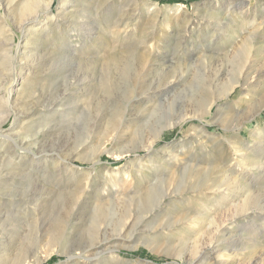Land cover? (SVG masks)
I'll list each match as a JSON object with an SVG mask.
<instances>
[{
    "label": "rangeland",
    "instance_id": "1",
    "mask_svg": "<svg viewBox=\"0 0 264 264\" xmlns=\"http://www.w3.org/2000/svg\"><path fill=\"white\" fill-rule=\"evenodd\" d=\"M10 1L0 90L18 100L0 109V126L15 114L0 188L39 199L2 196L0 264H264V75L202 106L244 60L249 78L264 68V0Z\"/></svg>",
    "mask_w": 264,
    "mask_h": 264
},
{
    "label": "bare ground",
    "instance_id": "2",
    "mask_svg": "<svg viewBox=\"0 0 264 264\" xmlns=\"http://www.w3.org/2000/svg\"><path fill=\"white\" fill-rule=\"evenodd\" d=\"M10 1V0H9ZM38 1V0H37ZM10 2H12V1H10ZM49 2V1H48ZM48 2H45L44 4H43V11L40 13V15H44V16H46L47 14H48V12L50 11V8H49V3ZM5 5V4H4ZM41 6V5H40ZM5 7H8L7 5L5 6ZM10 7V6H9ZM40 8V7H39ZM38 8V9H39ZM5 11V10H4ZM6 12V11H5ZM62 12V11H61ZM63 14H65L64 12H62ZM2 16V15H1ZM7 17V16H6ZM35 17V16H34ZM34 17H31V18H29L28 20H27V22L30 24V21L34 18ZM0 19H2L1 17H0ZM49 19V21L52 19V18H48ZM3 21H1L0 20V23H2ZM254 22V21H253ZM7 24V23H6ZM6 24L5 23H2V29H3V27H5L6 26ZM23 24H24V22H23ZM26 24V23H25ZM24 24V25H25ZM2 29H0L1 31H2ZM3 33V32H2ZM2 33H0V35L2 34ZM1 37V36H0ZM3 41V40H2ZM254 42V41H253ZM4 43H5V41H4ZM4 43H1L0 42V47L2 46V44H4ZM6 43H9V40H8V42L6 41ZM16 46V45H15ZM9 48V47H8ZM23 49H25V48H23ZM12 50V49H11ZM10 51V50H9ZM2 52V51H1ZM0 52V53H1ZM7 52V51H6ZM9 53V52H8ZM11 53V52H10ZM13 54V53H12ZM23 57V56H22ZM141 57V56H140ZM248 58H249V56H248ZM248 60V59H247ZM27 61V60H26ZM144 62L146 63L147 62V59H144ZM18 64V63H17ZM245 66V60H244V63H243V65L240 67V69L238 70V73H237V76H236V79H234V80H231L230 81V84H228V85H226V86H221L220 87V95L218 96V97H206L204 100H203V108H204V113H208L210 110H211V108H212V106L213 105H215V104H218L217 102H219L220 100H222V99H227L229 96H230V94L233 92V90L235 89V85L239 82V79L241 78H243V84H245V85H247V84H252L251 82L255 79V78H258V77H262L263 75H264V68H261V67H259V68H255L254 70H253V75H251L250 76V78H249V73H244V70H243V67ZM254 66V65H253ZM248 67V66H247ZM246 69V68H245ZM248 69V68H247ZM29 70V69H28ZM31 70V69H30ZM247 71V70H246ZM29 72V71H28ZM26 76V75H25ZM260 77V78H261ZM26 78H28V75H27V77ZM259 78V79H260ZM11 79V78H10ZM241 81V80H240ZM260 81V80H259ZM172 83V82H171ZM229 83V82H228ZM256 84V83H255ZM5 86V85H4ZM256 86V85H255ZM2 87H3V85H2ZM2 87L0 86V89H2ZM22 89V88H21ZM263 91V90H262ZM11 92H12V90H11V88H10V85H8L7 87L5 86V88H3V90H0V94H1V99H0V109H3V108H5L7 105L9 106V108L10 107H13V105H14V103H16V99L18 100V97H16V99L15 100H12L11 98H12V95H11ZM260 93V92H259ZM262 94H263V92H262ZM18 95H20V91L18 92ZM259 98V97H258ZM43 104V103H42ZM48 104V103H47ZM51 105V104H50ZM47 106V105H46ZM44 107V106H43ZM261 108V107H260ZM260 108L259 107H254V108H252V111L251 112H248V115H247V117H245L244 119L246 120L247 118H251L252 117V115H253V112H256V113H258V111L260 110ZM6 109V108H5ZM0 113H1V111H0ZM8 114V115H7ZM6 116H8L6 119H9L8 121H7V124L10 122V121H12V120H14L15 119V114H13V111L11 112V111H7V113L5 114V116L4 117H6ZM200 120V119H199ZM247 120H249V119H247ZM176 122L177 121H175V119H169V120H166L163 124H161L160 125V128L158 129V131L156 132V134L154 135V137L156 138V137H159L160 135H161V133H164L165 131H168L169 129H171V128H174V126L176 125ZM6 124V125H7ZM242 124V122H240V123H238V124H236V126H238V127H240V125ZM0 126V135H2V136H4L3 135V132L7 129V126ZM235 131V130H234ZM2 136H0V137H2ZM27 137V136H26ZM28 138V137H27ZM27 138H25V140L27 139ZM151 138H152V136H151ZM157 139V138H156ZM22 140V139H21ZM14 141V144H16V142H17V140H16V142H15V140H13ZM21 142V141H20ZM22 143V142H21ZM25 145H27V144H25ZM15 147V146H14ZM146 147V149H148V150H152V148H153V140L152 141H150V143L148 142V144H147V146H145ZM23 149V148H22ZM25 149V148H24ZM108 149V148H107ZM124 153H126L125 151H119V154L120 155H123ZM241 153V152H240ZM25 154V153H24ZM24 154L22 153H17V152H12L10 155H8L7 157V163H11L12 165H15V166H17L16 164H15V161H13L14 160V158H15V156L16 155H18V156H20V158H22V157H24ZM171 154V153H170ZM172 154H173V152H172ZM175 154V153H174ZM26 155V154H25ZM177 155H178V153H177ZM176 155V156H177ZM173 156V155H172ZM236 156V155H235ZM244 156V155H243ZM246 157V156H245ZM178 158H179V156H178ZM232 158V157H231ZM176 159V158H175ZM174 159V160H175ZM240 159V158H239ZM234 162V161H233ZM238 163V162H237ZM244 163V162H243ZM239 164V163H238ZM139 165V164H138ZM156 166V165H155ZM161 166V165H160ZM170 166V165H169ZM212 166V165H211ZM256 166V165H255ZM18 167V166H17ZM158 167V166H157ZM27 168V167H26ZM205 168H206V166H205ZM232 168V167H231ZM257 168V167H256ZM10 170V169H9ZM32 170V169H31ZM172 170V169H171ZM174 170V169H173ZM216 170V169H215ZM1 171H3L2 169H1ZM1 171H0V175H1ZM240 172V171H239ZM172 173V172H171ZM12 174V173H11ZM10 174V175H11ZM19 174V173H18ZM29 174V173H28ZM225 174V173H224ZM16 174H14L13 173V175H11V177H12V179H13V177L15 176ZM29 175H31V174H29ZM33 177V176H32ZM226 177V176H225ZM227 178H230L231 179V177H227ZM18 180V179H17ZM204 180V179H203ZM224 180V179H223ZM233 180V179H232ZM13 181V180H12ZM11 181V182H12ZM10 182V183H11ZM8 183V182H7ZM6 182H5V184H4V180H2V179H0V186H2V185H6L7 184ZM10 183H8V184H10ZM13 183V182H12ZM30 184H31V182H29ZM32 183H33V181H32ZM212 185V184H211ZM7 186V185H6ZM12 186V185H11ZM21 186H23V185H21ZM25 186V185H24ZM214 186V185H213ZM5 187V186H4ZM3 187V188H4ZM9 187V186H8ZM16 187H20V185H18L17 184V186ZM15 187V188H16ZM31 188L32 189H34L35 187H32L31 186ZM217 188V187H216ZM35 190V189H34ZM223 190V189H222ZM11 191V193H4L3 191H1V188H0V203L1 204H3V203H5V202H7V201H12V200H7V198L5 199V198H3L2 196H11V197H19L20 199H22V201H26V204L25 205H27V203L29 204V202H32L33 203V205H34V207H36L37 206V201H38V199H39V197H36V198H34V196H36L35 194V192L33 193V196L30 198V197H28V195H29V193H30V191H31V189L30 188H28L27 190H23L22 191V193H17V194H14L13 193V191H17V188L16 189H11L10 190ZM60 194V193H59ZM67 194V193H66ZM31 195V194H30ZM80 196V195H79ZM3 198V199H2ZM20 199H17V201L16 202H21V200ZM100 199V198H99ZM34 200H36V203H34L33 201ZM20 204V203H19ZM112 205V204H111ZM102 206L103 205H101V204H98V203H95L94 204V207H93V209H100V208H102ZM28 207V206H27ZM109 207V206H108ZM23 209H24V207H23ZM30 209V208H29ZM107 209V208H106ZM261 209V208H260ZM258 210V209H257ZM10 212H12V210L10 211ZM14 212H16V214H19L20 212H17V211H15L14 210ZM13 212V213H14ZM261 212V211H260ZM21 215V214H20ZM76 215V214H75ZM2 216V215H1ZM7 217V219H10L11 221H13V220H15L16 218H15V216L14 217H8V216H6ZM6 219V218H5ZM212 219V218H211ZM10 220H9V222H10ZM7 221V220H6ZM17 221V220H16ZM214 221V220H213ZM8 222V223H9ZM15 222V221H14ZM34 226L35 225H39V218H37L33 223H32ZM126 224V223H125ZM131 224V223H130ZM21 225V223H16V224H11V222L9 223V227L10 228H13V227H16V226H20ZM2 226H3V224H2ZM32 226V225H31ZM6 231V230H5ZM122 231V229L120 230V232ZM8 233V232H7ZM1 234H4V232L3 233H1ZM117 235V234H116ZM119 235V234H118ZM3 236V235H2ZM4 237V236H3ZM111 237H113V236H111ZM0 239H1V237H0ZM107 239V240H106ZM5 240V239H4ZM104 240V241H103ZM103 240H101V241H97V242H94V244H93V247H91L89 250H91L92 251V253H93V257H99L100 255H102V254H104V252L105 251H103V249H101L102 247H103V245H104V243H106V242H108V237L107 238H103ZM1 241H3V240H1ZM111 241V240H110ZM229 243V242H228ZM1 245V244H0ZM110 246V245H109ZM228 246H229V244H228ZM6 247V246H5ZM21 247V246H20ZM52 247V246H51ZM54 247V246H53ZM116 247H117V245H116ZM234 247V246H233ZM1 248H3V247H0V257L3 255L2 253H1V251H2V249ZM108 248V247H107ZM114 248V247H113ZM228 248V247H227ZM200 249V248H199ZM54 250V249H53ZM104 250H105V248H104ZM115 250V249H114ZM230 250V249H229ZM112 252V251H111ZM116 252V251H115ZM36 255V259H37V264H39L40 262H41V260L43 259H41V258H39L38 256L39 255H37V254H35ZM48 255H50L49 253H47V256ZM90 255H91V253H90ZM4 256V255H3ZM197 256V255H196ZM70 257H72L71 255L70 256H68V259L70 258ZM17 259H18V257H17ZM71 259V258H70ZM69 259V260H70ZM93 259V258H92ZM20 260V259H19ZM96 260V259H95ZM219 260H222V261H220V263H222V264H228L229 263V258H219ZM35 261V260H34ZM89 262V261H88ZM87 262V263H88ZM21 264H30L28 261L27 262H24V260H23V262H21ZM35 264V263H34Z\"/></svg>",
    "mask_w": 264,
    "mask_h": 264
},
{
    "label": "trees",
    "instance_id": "3",
    "mask_svg": "<svg viewBox=\"0 0 264 264\" xmlns=\"http://www.w3.org/2000/svg\"><path fill=\"white\" fill-rule=\"evenodd\" d=\"M159 1L160 3H173V2H179V0H157ZM185 1H188V2H191L193 0H185ZM132 256H139V257H145V258H150V259H153L155 260V258H153V256H150L148 254H143V253H133ZM54 257H52L51 259H53Z\"/></svg>",
    "mask_w": 264,
    "mask_h": 264
},
{
    "label": "water",
    "instance_id": "4",
    "mask_svg": "<svg viewBox=\"0 0 264 264\" xmlns=\"http://www.w3.org/2000/svg\"><path fill=\"white\" fill-rule=\"evenodd\" d=\"M140 259V258H139ZM142 259V258H141ZM143 260V259H142Z\"/></svg>",
    "mask_w": 264,
    "mask_h": 264
}]
</instances>
